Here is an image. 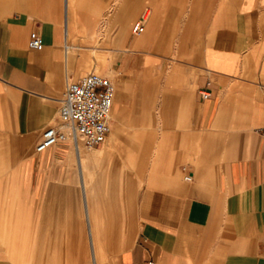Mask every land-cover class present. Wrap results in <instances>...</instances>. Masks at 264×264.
<instances>
[{
  "label": "crops",
  "instance_id": "crops-1",
  "mask_svg": "<svg viewBox=\"0 0 264 264\" xmlns=\"http://www.w3.org/2000/svg\"><path fill=\"white\" fill-rule=\"evenodd\" d=\"M8 1L0 264H264V0ZM92 73L106 141L36 152Z\"/></svg>",
  "mask_w": 264,
  "mask_h": 264
},
{
  "label": "built area",
  "instance_id": "built-area-1",
  "mask_svg": "<svg viewBox=\"0 0 264 264\" xmlns=\"http://www.w3.org/2000/svg\"><path fill=\"white\" fill-rule=\"evenodd\" d=\"M134 30L142 32L143 24L137 23ZM29 45L33 50L43 48V40L38 33L31 34ZM115 94L113 82L95 73L69 83L61 103L59 123L43 133L36 152L42 153L61 141L76 144L83 140L88 148L103 144L111 133ZM202 97L208 99L209 94L202 92ZM260 133L264 136V128ZM183 170L186 172L185 180L192 181V175L186 168Z\"/></svg>",
  "mask_w": 264,
  "mask_h": 264
},
{
  "label": "rangeland",
  "instance_id": "rangeland-1",
  "mask_svg": "<svg viewBox=\"0 0 264 264\" xmlns=\"http://www.w3.org/2000/svg\"><path fill=\"white\" fill-rule=\"evenodd\" d=\"M26 0H19V3H17L16 5V9L17 10H20V11H28L29 9V6L25 3ZM13 10L12 8V3L10 1H8L7 5L5 7H3L0 12H4L5 14H8L10 13L11 11ZM107 78V77H106ZM109 79V78H108ZM115 89H116V86H115ZM82 146L86 147L85 143L82 141ZM185 166L188 167V165L186 164ZM189 168V167H188ZM184 178L186 176V173L183 175ZM100 264V263H98Z\"/></svg>",
  "mask_w": 264,
  "mask_h": 264
},
{
  "label": "bare ground",
  "instance_id": "bare-ground-1",
  "mask_svg": "<svg viewBox=\"0 0 264 264\" xmlns=\"http://www.w3.org/2000/svg\"><path fill=\"white\" fill-rule=\"evenodd\" d=\"M76 144H78V143H76Z\"/></svg>",
  "mask_w": 264,
  "mask_h": 264
}]
</instances>
